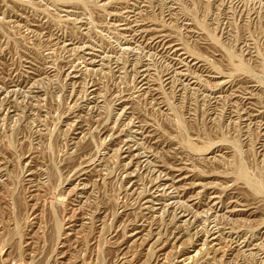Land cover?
<instances>
[{"label":"rangeland","instance_id":"obj_1","mask_svg":"<svg viewBox=\"0 0 264 264\" xmlns=\"http://www.w3.org/2000/svg\"><path fill=\"white\" fill-rule=\"evenodd\" d=\"M0 264H264V0H0Z\"/></svg>","mask_w":264,"mask_h":264}]
</instances>
